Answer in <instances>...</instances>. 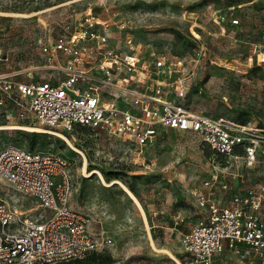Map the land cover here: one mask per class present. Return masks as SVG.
<instances>
[{
    "label": "rangeland",
    "instance_id": "obj_1",
    "mask_svg": "<svg viewBox=\"0 0 264 264\" xmlns=\"http://www.w3.org/2000/svg\"><path fill=\"white\" fill-rule=\"evenodd\" d=\"M89 6L108 21L107 33L116 46H134L144 57L161 54L182 60L180 75L188 87L177 97L182 102L264 135V0H0V71L23 70L21 78L61 76L42 67L41 46L63 32L73 10L80 13ZM228 6L234 7L239 24L213 20L216 10L225 12ZM0 97V125L59 131L84 152L87 169H97L107 182H128L138 193L147 222L120 183L105 184L98 173L85 175L84 155L54 132L0 129V149L14 144L70 158L72 204L89 215L94 230L112 239L98 251L105 262L95 264H180L168 250L183 264L182 233L204 213L192 190L213 179V197L228 202L245 188L264 183V143L251 165L242 157L218 154L193 132L161 131L140 151L129 140L86 127L64 130L21 119L7 95L0 91ZM0 202L17 213L35 204L1 176ZM91 254L54 264H91ZM213 264L251 263L226 252Z\"/></svg>",
    "mask_w": 264,
    "mask_h": 264
},
{
    "label": "built area",
    "instance_id": "obj_2",
    "mask_svg": "<svg viewBox=\"0 0 264 264\" xmlns=\"http://www.w3.org/2000/svg\"><path fill=\"white\" fill-rule=\"evenodd\" d=\"M216 11L215 22L240 23L234 7ZM68 17L63 32L41 46L42 67L61 76L21 78L23 70L0 71V91L19 118L64 130L86 127L129 140L140 151L161 131L193 132L220 155L242 157L248 165L256 161L264 143L258 129L206 115L177 98L188 89L180 75L182 60L144 57L134 46H116L108 21L92 6ZM0 176L35 202L17 214L0 202V264H54L111 245L112 239L94 230L89 215L72 204L75 180L67 156L9 144L0 149ZM213 186L209 179L192 190L204 213L182 233L183 264H213L226 252L241 262L264 264V183L228 202L213 197Z\"/></svg>",
    "mask_w": 264,
    "mask_h": 264
},
{
    "label": "bare ground",
    "instance_id": "obj_3",
    "mask_svg": "<svg viewBox=\"0 0 264 264\" xmlns=\"http://www.w3.org/2000/svg\"><path fill=\"white\" fill-rule=\"evenodd\" d=\"M12 15H28V14H25V13H12ZM1 128H20V129H23V130H36V131H50V132H54L55 134H57L59 137H61L62 139H64L68 144H70L72 146V148H74L75 150L81 152L83 155H84V158H85V161H84V174L87 175V176H91L93 175L94 173H98V175L100 176L101 180L105 183V184H113L114 182H119L121 184V186L123 187V189L126 191V193L133 199V201L137 204V206L140 208L146 222H147V217H146V213H145V210L139 200V198L129 189V187L127 185H125L122 181H120L119 179H115V180H112L111 182H107L104 178V176L102 175V173L100 171H98L97 169H87L86 167V163H87V159H86V156L84 154V152L82 150H80L78 147H76L75 145H73L70 141V139L64 135L63 133L59 132V131H54V130H50V129H47V128H44V127H40V126H33V125H25V124H14V125H0V129ZM13 211V210H12ZM14 213L17 214V212L13 211ZM151 243H152V246L155 248V249H159L156 247L153 239L151 238ZM160 250H167V249H164V248H161ZM169 254L175 258L180 264V260L173 254L171 253L169 250H168Z\"/></svg>",
    "mask_w": 264,
    "mask_h": 264
},
{
    "label": "trees",
    "instance_id": "obj_4",
    "mask_svg": "<svg viewBox=\"0 0 264 264\" xmlns=\"http://www.w3.org/2000/svg\"><path fill=\"white\" fill-rule=\"evenodd\" d=\"M243 124V123H242ZM236 153H242V148L241 147H237L235 150ZM127 186L129 187V189L139 198L138 193L136 192L135 188L129 184L128 182H126ZM91 257H92V261L93 263L91 264H95L97 261H101V262H105V260L103 258L99 259V254L98 252H91ZM78 260H80V258H78ZM90 264V263H89Z\"/></svg>",
    "mask_w": 264,
    "mask_h": 264
},
{
    "label": "water",
    "instance_id": "obj_5",
    "mask_svg": "<svg viewBox=\"0 0 264 264\" xmlns=\"http://www.w3.org/2000/svg\"><path fill=\"white\" fill-rule=\"evenodd\" d=\"M114 183H119V182H114Z\"/></svg>",
    "mask_w": 264,
    "mask_h": 264
}]
</instances>
